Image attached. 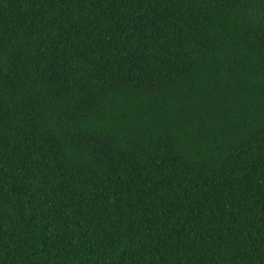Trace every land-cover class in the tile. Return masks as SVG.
I'll list each match as a JSON object with an SVG mask.
<instances>
[{"label": "trees", "instance_id": "16d2710c", "mask_svg": "<svg viewBox=\"0 0 264 264\" xmlns=\"http://www.w3.org/2000/svg\"><path fill=\"white\" fill-rule=\"evenodd\" d=\"M0 264H264V0H0Z\"/></svg>", "mask_w": 264, "mask_h": 264}]
</instances>
